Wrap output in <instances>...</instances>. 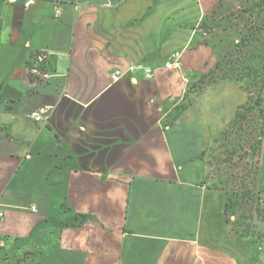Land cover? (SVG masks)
<instances>
[{
	"label": "crops",
	"instance_id": "obj_1",
	"mask_svg": "<svg viewBox=\"0 0 264 264\" xmlns=\"http://www.w3.org/2000/svg\"><path fill=\"white\" fill-rule=\"evenodd\" d=\"M24 3L0 0L1 255L21 264H264V244L229 216L210 160L250 102L248 84L264 79V36L245 39L264 32L262 2ZM175 52L180 66L166 67ZM39 54L46 83L27 70ZM130 66L155 77L113 80ZM259 95L264 110V88ZM41 107L50 112L37 122Z\"/></svg>",
	"mask_w": 264,
	"mask_h": 264
},
{
	"label": "rangeland",
	"instance_id": "obj_2",
	"mask_svg": "<svg viewBox=\"0 0 264 264\" xmlns=\"http://www.w3.org/2000/svg\"><path fill=\"white\" fill-rule=\"evenodd\" d=\"M262 7L264 8L263 3ZM263 36L264 32L258 29L251 31L244 38L253 43L260 41ZM251 107L248 111L243 110L241 114L244 116L235 120L224 132L221 140L213 147L210 160L214 176L228 189L229 216L233 217L242 234L252 237L262 246L264 184L260 180V170L264 148V110L261 113L253 104ZM0 259V264H21L22 261L19 259L11 262L5 254H2Z\"/></svg>",
	"mask_w": 264,
	"mask_h": 264
},
{
	"label": "built area",
	"instance_id": "obj_3",
	"mask_svg": "<svg viewBox=\"0 0 264 264\" xmlns=\"http://www.w3.org/2000/svg\"><path fill=\"white\" fill-rule=\"evenodd\" d=\"M17 1H19V0H8L9 3H16ZM35 3H36V0H25L24 6H25V8H29L32 5H34ZM57 13L59 14V11H57ZM180 57H181L180 52L173 53L170 56L168 62H166V64H165L166 67H169V68L179 67L180 66ZM45 61H46V56L44 54H39L35 57L33 62L27 68L28 74L30 76L34 77V79L39 83H46L50 78V76L44 71V68H43ZM140 70H142L145 79H147V80H153L154 79L155 74H154L153 69L150 67H142V66H130L127 71L117 69L113 72L112 78L115 82H118L119 80H121L126 75V73L134 74ZM184 81L187 85H189L190 81L188 78H185ZM49 112H50L49 107H41L38 110V112L36 114H34L33 118L37 122H41L44 120L45 116H48ZM32 210L36 211V206H33ZM2 216H3V214L0 213V217H2ZM0 246H2V244ZM0 255H1V253H0Z\"/></svg>",
	"mask_w": 264,
	"mask_h": 264
},
{
	"label": "trees",
	"instance_id": "obj_4",
	"mask_svg": "<svg viewBox=\"0 0 264 264\" xmlns=\"http://www.w3.org/2000/svg\"><path fill=\"white\" fill-rule=\"evenodd\" d=\"M260 1L264 4V0H260ZM247 88H248V92L253 93V95L250 96V102H248L246 105H243V106L238 108L236 120L241 119L244 116V114L243 115L241 114L242 111L243 110H245V111L250 110V108H252L251 107L252 104L254 105V107L258 108L259 112H261V113L263 112V109L261 108V99H260L259 94L262 92V89L264 88V79L262 80V82H258V83L251 82L250 84H248ZM262 117H263V115H262ZM261 130H263V128ZM0 258H1V255H0Z\"/></svg>",
	"mask_w": 264,
	"mask_h": 264
}]
</instances>
